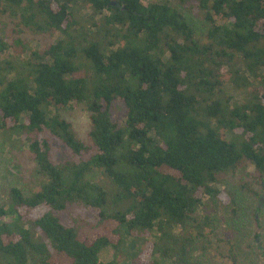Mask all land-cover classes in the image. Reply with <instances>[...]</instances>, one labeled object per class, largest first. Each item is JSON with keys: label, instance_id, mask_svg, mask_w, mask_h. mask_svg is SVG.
Segmentation results:
<instances>
[{"label": "trees", "instance_id": "16d2710c", "mask_svg": "<svg viewBox=\"0 0 264 264\" xmlns=\"http://www.w3.org/2000/svg\"><path fill=\"white\" fill-rule=\"evenodd\" d=\"M197 1L201 33L167 0H0V16L60 35L0 63V130L26 142L41 180L0 204V264L239 263L232 242L213 249L209 213L239 220L236 191L219 187L236 173L240 191H263L264 0ZM12 45L0 37V53ZM79 105L86 141L59 113Z\"/></svg>", "mask_w": 264, "mask_h": 264}, {"label": "rangeland", "instance_id": "374dc122", "mask_svg": "<svg viewBox=\"0 0 264 264\" xmlns=\"http://www.w3.org/2000/svg\"><path fill=\"white\" fill-rule=\"evenodd\" d=\"M140 1L143 4H147L152 0ZM167 1L184 13L189 24L197 33L206 30L207 24L204 21L197 0ZM79 15L82 18H85L88 15V12L80 10ZM97 18L98 15L95 16V19ZM0 37H2V39L8 44H13V47H9L0 53V63H3L4 61H11L18 55L20 57H26L28 54L26 49L29 48L43 50L48 45L54 43L60 35L59 33H54L52 35L36 33L34 30L20 24L17 18L5 14L0 16ZM15 38L20 40L18 45L14 43ZM228 91L232 95L239 93L234 89H229ZM45 112L47 115H51L54 110L47 109ZM59 113L63 119L72 124L77 136L82 141H86L87 131L90 126L88 119L89 113L85 107L79 105L73 110H60ZM110 115L113 121H116L119 124L123 123L126 117V108L123 103L113 101L110 107ZM60 154L59 159L63 157V153L61 152ZM236 175L232 177L229 176L219 185V187H227L236 191L240 203V209L238 212L240 217L234 225V222H231L229 219L228 210L222 208L218 212H208L211 220L214 221L213 223H215V226L218 228V235H213V249L219 253L226 252L228 248L226 241L228 240L233 243L238 254V264H264V203L261 204L258 210H255V207L259 205V197L254 199L245 192L240 191L235 184ZM90 177L98 180L101 178V174L96 169H93ZM40 182L41 180L35 173V165L29 157L26 142H22L18 136H10L4 134L3 131L0 130V204H5L7 202L9 190L11 188H18L24 195H29L40 189ZM203 201H206V198H204ZM244 207H246V209H244ZM203 212L204 206L202 205L198 208L197 214L200 215L203 214ZM242 215L250 217L246 226L244 225L246 221L245 218L244 220H240L244 217ZM242 221L243 223L240 224ZM221 228L223 229L222 231ZM112 255V248L105 247L100 251L99 259L102 262H108L112 259ZM144 259L146 262L151 263V261L146 258ZM203 259L205 264H223L219 261L208 260V258ZM164 264H169V262L167 261Z\"/></svg>", "mask_w": 264, "mask_h": 264}, {"label": "flooded vegetation", "instance_id": "af4514ba", "mask_svg": "<svg viewBox=\"0 0 264 264\" xmlns=\"http://www.w3.org/2000/svg\"><path fill=\"white\" fill-rule=\"evenodd\" d=\"M262 189H263V191L261 193V196L258 199L259 200V203H258L259 205L257 206V210L260 208L261 204L264 203V185H263Z\"/></svg>", "mask_w": 264, "mask_h": 264}]
</instances>
